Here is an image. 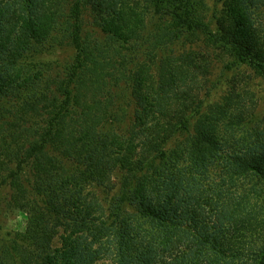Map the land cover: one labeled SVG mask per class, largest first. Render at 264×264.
<instances>
[{
	"label": "trees",
	"instance_id": "16d2710c",
	"mask_svg": "<svg viewBox=\"0 0 264 264\" xmlns=\"http://www.w3.org/2000/svg\"><path fill=\"white\" fill-rule=\"evenodd\" d=\"M62 2L0 0V193L39 217L33 233L5 232L0 264H264V136L243 127L251 112L232 97L201 111L205 53L161 55L154 74L123 53L153 9L168 24L152 51L201 34L264 78V0H218L213 31L196 0H76L72 61L49 76L37 56L61 43ZM88 10L103 43L82 36Z\"/></svg>",
	"mask_w": 264,
	"mask_h": 264
},
{
	"label": "rangeland",
	"instance_id": "374dc122",
	"mask_svg": "<svg viewBox=\"0 0 264 264\" xmlns=\"http://www.w3.org/2000/svg\"><path fill=\"white\" fill-rule=\"evenodd\" d=\"M75 1L63 0L62 2L63 17L58 20L60 25L54 36L59 38L58 41H61V43L54 47L49 42L45 43L40 48L41 54H39L40 52L38 53L37 59L39 63L47 67V75L49 76H55L59 71L62 72L63 68L67 67L72 61L73 50L66 40V29L69 27L66 16L70 4ZM141 1V6L143 7L145 2L144 0ZM196 1L198 3H195V5L199 7L202 16H204L205 23L210 27V30H215L216 27L212 16H217L220 11H223L222 4L218 0ZM145 13L147 14L145 28L141 29L138 35L137 47H140L134 51L132 48L129 49V47L135 45H126L127 49L125 48L123 50V53L128 56L130 61L129 70L134 69L136 66L141 67L146 64L148 67L150 66V71L154 74L157 68L155 66L161 55L164 56L167 53L180 52L184 48L205 53L210 59V73L207 75L201 89V111L206 114H214L217 112L216 107L223 105L225 101L229 100V97H232V99L239 101L252 114L248 116L251 117L248 123L243 126L248 129V134L254 135L257 133L264 136V78L256 75L249 67L239 63L223 50L212 53L208 51L209 49L203 48L202 44L200 45L202 41L201 34L192 36L178 33V37L173 40L167 50L152 51L148 47V43L153 42L154 35H160L161 29L168 24V21L165 17L154 14L153 9H149ZM81 19L82 36L92 42L103 43L105 36L101 31L93 28L94 25L90 20L89 10L86 11V14ZM107 58H113L112 52L108 54ZM124 87L119 86L118 88H114V93L117 95L115 103H117V106L124 107L119 111V114H123L121 118L122 122L118 124V128L120 129H123L127 125L128 118L130 117V109H125L127 102L130 101L128 91H125V94L121 92ZM103 93H106V91ZM242 131L246 133V130L242 129ZM118 177L119 174H114L115 182ZM7 201L8 196L2 191L0 193V240H2L6 231L33 233L39 222L38 215L26 211L14 210L9 207ZM58 245L59 241L56 239L55 246L57 247Z\"/></svg>",
	"mask_w": 264,
	"mask_h": 264
}]
</instances>
